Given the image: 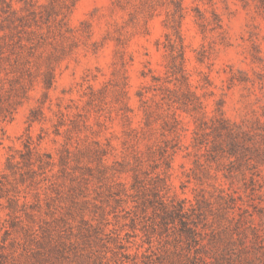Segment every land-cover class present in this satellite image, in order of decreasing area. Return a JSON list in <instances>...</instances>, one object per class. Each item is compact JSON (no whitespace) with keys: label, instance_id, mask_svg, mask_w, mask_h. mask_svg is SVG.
I'll list each match as a JSON object with an SVG mask.
<instances>
[{"label":"rangeland","instance_id":"rangeland-1","mask_svg":"<svg viewBox=\"0 0 264 264\" xmlns=\"http://www.w3.org/2000/svg\"><path fill=\"white\" fill-rule=\"evenodd\" d=\"M0 264H264V0H0Z\"/></svg>","mask_w":264,"mask_h":264},{"label":"trees","instance_id":"trees-1","mask_svg":"<svg viewBox=\"0 0 264 264\" xmlns=\"http://www.w3.org/2000/svg\"><path fill=\"white\" fill-rule=\"evenodd\" d=\"M184 226H185V222H183ZM187 228V227H186Z\"/></svg>","mask_w":264,"mask_h":264}]
</instances>
